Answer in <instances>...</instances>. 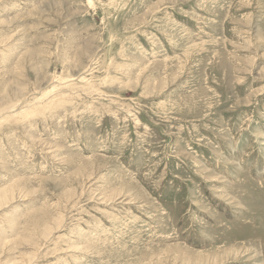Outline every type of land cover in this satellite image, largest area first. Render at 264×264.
<instances>
[{
  "label": "rangeland",
  "instance_id": "1",
  "mask_svg": "<svg viewBox=\"0 0 264 264\" xmlns=\"http://www.w3.org/2000/svg\"><path fill=\"white\" fill-rule=\"evenodd\" d=\"M0 264H264V0H0Z\"/></svg>",
  "mask_w": 264,
  "mask_h": 264
},
{
  "label": "bare ground",
  "instance_id": "2",
  "mask_svg": "<svg viewBox=\"0 0 264 264\" xmlns=\"http://www.w3.org/2000/svg\"><path fill=\"white\" fill-rule=\"evenodd\" d=\"M2 125V124H1Z\"/></svg>",
  "mask_w": 264,
  "mask_h": 264
}]
</instances>
